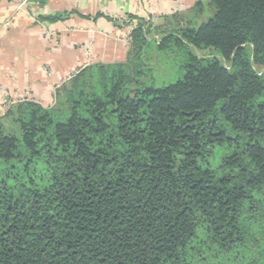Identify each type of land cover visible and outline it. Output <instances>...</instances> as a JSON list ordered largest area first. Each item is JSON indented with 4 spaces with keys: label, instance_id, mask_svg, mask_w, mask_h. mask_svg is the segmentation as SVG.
<instances>
[{
    "label": "trees",
    "instance_id": "1",
    "mask_svg": "<svg viewBox=\"0 0 264 264\" xmlns=\"http://www.w3.org/2000/svg\"><path fill=\"white\" fill-rule=\"evenodd\" d=\"M136 19L125 61L0 116V264H264V0Z\"/></svg>",
    "mask_w": 264,
    "mask_h": 264
},
{
    "label": "crops",
    "instance_id": "2",
    "mask_svg": "<svg viewBox=\"0 0 264 264\" xmlns=\"http://www.w3.org/2000/svg\"><path fill=\"white\" fill-rule=\"evenodd\" d=\"M196 1L0 0V20L9 19L0 31V116L21 101L52 104L87 65L125 61L136 17L158 26Z\"/></svg>",
    "mask_w": 264,
    "mask_h": 264
},
{
    "label": "rangeland",
    "instance_id": "3",
    "mask_svg": "<svg viewBox=\"0 0 264 264\" xmlns=\"http://www.w3.org/2000/svg\"><path fill=\"white\" fill-rule=\"evenodd\" d=\"M145 20L150 22V20L147 18ZM158 36L160 35L155 34V37H158ZM152 57L156 63V66H155V85L156 86H163V85L169 84L179 76L178 65L176 61L172 59L170 56L165 57L163 53L158 51L157 53L153 52Z\"/></svg>",
    "mask_w": 264,
    "mask_h": 264
},
{
    "label": "built area",
    "instance_id": "4",
    "mask_svg": "<svg viewBox=\"0 0 264 264\" xmlns=\"http://www.w3.org/2000/svg\"><path fill=\"white\" fill-rule=\"evenodd\" d=\"M9 24V19L0 20V31Z\"/></svg>",
    "mask_w": 264,
    "mask_h": 264
}]
</instances>
